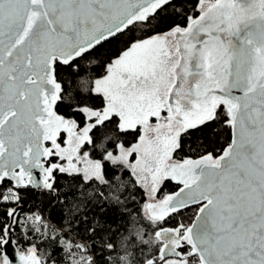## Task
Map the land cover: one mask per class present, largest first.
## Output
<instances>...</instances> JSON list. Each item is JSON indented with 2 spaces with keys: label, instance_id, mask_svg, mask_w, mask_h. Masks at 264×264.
Listing matches in <instances>:
<instances>
[{
  "label": "snow or ice",
  "instance_id": "6c2138e0",
  "mask_svg": "<svg viewBox=\"0 0 264 264\" xmlns=\"http://www.w3.org/2000/svg\"><path fill=\"white\" fill-rule=\"evenodd\" d=\"M0 264H264V0H0Z\"/></svg>",
  "mask_w": 264,
  "mask_h": 264
},
{
  "label": "trees",
  "instance_id": "16d2710c",
  "mask_svg": "<svg viewBox=\"0 0 264 264\" xmlns=\"http://www.w3.org/2000/svg\"><path fill=\"white\" fill-rule=\"evenodd\" d=\"M134 207H138V205ZM49 211L52 212L54 219H59V208L54 211L49 209ZM88 216L89 220H92L93 217L99 219L98 231L111 235L114 243L118 242L119 234L123 233L126 235L128 228L131 226L129 217L119 207H110L103 213L99 209H95L89 212Z\"/></svg>",
  "mask_w": 264,
  "mask_h": 264
},
{
  "label": "water",
  "instance_id": "95a60500",
  "mask_svg": "<svg viewBox=\"0 0 264 264\" xmlns=\"http://www.w3.org/2000/svg\"><path fill=\"white\" fill-rule=\"evenodd\" d=\"M8 252H9V255L12 257V258H16L18 256V249L16 251H13L10 247L8 249Z\"/></svg>",
  "mask_w": 264,
  "mask_h": 264
}]
</instances>
